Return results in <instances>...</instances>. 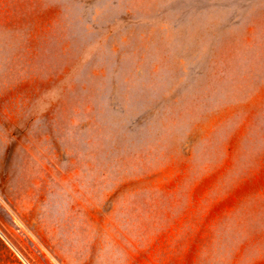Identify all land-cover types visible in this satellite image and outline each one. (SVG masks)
Wrapping results in <instances>:
<instances>
[{"label":"rangeland","instance_id":"obj_1","mask_svg":"<svg viewBox=\"0 0 264 264\" xmlns=\"http://www.w3.org/2000/svg\"><path fill=\"white\" fill-rule=\"evenodd\" d=\"M65 1L0 0V264H264V20L146 70L177 6Z\"/></svg>","mask_w":264,"mask_h":264},{"label":"crops","instance_id":"obj_2","mask_svg":"<svg viewBox=\"0 0 264 264\" xmlns=\"http://www.w3.org/2000/svg\"><path fill=\"white\" fill-rule=\"evenodd\" d=\"M55 2L58 0H50V2ZM65 1V0H64ZM75 0H67L65 1V4H74ZM120 1L122 0H117V4H121ZM144 1V0H143ZM153 1H160L163 6L166 4L169 6H177L178 10L179 9L183 12L182 17L179 15V19H181L182 23L184 26H177V21H170L168 19V16L171 15L169 12L165 14V11L163 10L162 14V19L158 20L156 17L153 18L154 16L149 14V11H145L140 13L139 10H137L136 14H141L139 17L137 15H134L135 17L134 20H136L137 26H134V31L137 32L138 34H142L144 32L145 37H149L151 40L152 38H156L157 40H160L162 42L163 37H177L176 43L172 44L171 46L168 44V40L164 43V46L161 48L160 54L158 53H153L151 48L146 44L145 47V53L141 57H139V61H142L143 63L139 62L141 67H144V69H161V70H167L168 68H179L177 64H181L184 59L186 61L190 60V57L193 61V68L194 69H199L200 73H204L207 68H210L211 65L216 63V51L210 49L215 47L211 46L210 40L208 41L207 39L214 38L217 35V18H214L213 16V9H217V6L219 7L218 9L221 10L219 11L220 15L225 16V20L223 19L222 23L223 25L220 24V28H224L226 30V34L231 35L232 32H241V37H244V27H243V22H251L252 21H261L264 20V0H171L168 2L167 0H151ZM134 2H136L134 0ZM84 3V2H83ZM103 4V0H96L92 3L88 4ZM77 4V2H76ZM135 4V3H134ZM146 4V3H145ZM159 4V3H158ZM86 5V4H83ZM212 6L214 8H212ZM194 7V8H190ZM210 8V11L213 12H206ZM163 9V8H162ZM201 9L202 11H205V14L202 16V24L198 26L197 22L199 21L197 19L195 25L190 18L191 15L187 14L188 11H193V10H199ZM239 11V12H238ZM226 13V14H225ZM230 16V18L227 16ZM150 15V16H149ZM143 16L142 18H140ZM153 16V17H152ZM262 16V18L260 17ZM177 17V13H176ZM159 21L158 25H156L154 22ZM145 22L147 25L145 29L143 28V23ZM215 24V25H214ZM239 26V27H238ZM249 26V25H248ZM248 26L246 25L245 27L248 29ZM140 28V29H139ZM186 29L183 31L182 29ZM239 28V30H238ZM140 31V32H139ZM176 31L178 35L176 34ZM180 31V33H179ZM259 33H262L264 36V26L263 27H256V33L258 35ZM172 34V35H171ZM143 35V34H142ZM137 36V34H136ZM232 36V35H231ZM262 37V36H261ZM146 38V39H149ZM181 38H184L182 40ZM197 38H201L200 42H197ZM205 38V39H202ZM257 38H260L258 35ZM194 42L197 44L196 46L194 45ZM258 42V41H257ZM256 42V43H257ZM260 42V41H259ZM148 43V42H146ZM263 44V42H260ZM179 44L185 46L184 49V56H173L170 52L174 53L175 49L176 52H178ZM168 49L166 48V46ZM174 45V49H173ZM199 45V46H198ZM204 48L206 50L200 51V49ZM257 48V47H256ZM253 48L258 52V55H260V51L264 52V47L262 46L261 48ZM259 50V51H258ZM186 53L190 55L186 56ZM260 59V58H257ZM200 61V62H199ZM250 61H247L246 64L247 66H250ZM253 66L257 68L258 70L261 68H264V63L261 62L260 60L256 61L253 63ZM174 68V69H175ZM255 74V73H254ZM161 79V76H159ZM163 80V79H162ZM165 80V79H164ZM175 81V79L173 80ZM172 81V82H173ZM254 83V82H253ZM257 86L256 93L259 92L260 89V80H257V83H254ZM213 85H215V81L213 82ZM216 86V85H215ZM214 86V87H215ZM209 87L211 85L209 84ZM212 92V91H211ZM209 94L210 91H209Z\"/></svg>","mask_w":264,"mask_h":264}]
</instances>
